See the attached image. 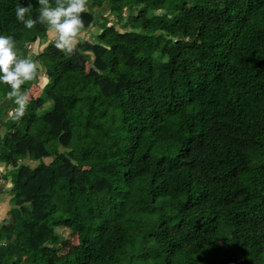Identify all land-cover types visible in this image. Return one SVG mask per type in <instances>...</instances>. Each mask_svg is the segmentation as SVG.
<instances>
[{
    "label": "trees",
    "instance_id": "16d2710c",
    "mask_svg": "<svg viewBox=\"0 0 264 264\" xmlns=\"http://www.w3.org/2000/svg\"><path fill=\"white\" fill-rule=\"evenodd\" d=\"M20 2L40 94L13 120L0 84V264H264V0H87L71 54Z\"/></svg>",
    "mask_w": 264,
    "mask_h": 264
},
{
    "label": "clouds",
    "instance_id": "9594fccd",
    "mask_svg": "<svg viewBox=\"0 0 264 264\" xmlns=\"http://www.w3.org/2000/svg\"><path fill=\"white\" fill-rule=\"evenodd\" d=\"M39 11L36 16L26 15L31 12V0L27 4L19 3L15 7V17L25 28L34 25H47L55 33L54 46L71 54L79 43L80 33L84 27L81 13L87 7V0H35ZM38 73L36 61L29 56L18 53L16 41L12 35L0 33V84L8 85L5 96L15 105L9 113L13 120H19L25 114L29 103V94L22 88L26 82L33 80Z\"/></svg>",
    "mask_w": 264,
    "mask_h": 264
},
{
    "label": "rangeland",
    "instance_id": "374dc122",
    "mask_svg": "<svg viewBox=\"0 0 264 264\" xmlns=\"http://www.w3.org/2000/svg\"><path fill=\"white\" fill-rule=\"evenodd\" d=\"M109 13V9L107 7V5H105L103 8H101L99 11L96 12L97 16H103L105 14H108ZM119 28V27H118ZM98 33V30L96 28H93V29H90V30H87L83 33H80V38H92L95 39V36H93L94 34H97ZM49 39L50 41L54 40L55 39V33L54 32H50L49 31ZM79 38V39H80ZM183 43V42H182ZM185 44H188V43H184ZM47 45V43L43 44V45H39V42L37 41L35 43V45H30V46H25V45H19V48L23 49L25 53H29V54H38L40 53L41 51H43V49L45 48V46ZM48 83V78H47V75H46V71L42 68V72L40 74V78H39V88L42 89V87H44L46 84ZM40 94L39 90L37 91H34V93L32 95L29 96V99L32 97V96H35L37 97L38 95ZM10 101H12L11 99H7L2 105L3 106H6L10 103ZM23 159V158H22ZM25 163L27 164H30L31 166H36L35 163H31L28 158H26V160H24ZM46 163H49L51 162V159H46L45 160ZM6 170H8V168L2 164L1 165V171L2 172H6ZM12 184H11V181H10V178H8V180H2L0 182V190H3V191H6L7 193H3L0 195V225L1 223L4 222V220H8V211L11 209V199H12V195L9 193L10 192V188H11ZM75 241L73 238H71V242L72 244H75ZM71 247H69L68 244H63L61 246V252L62 253H65V252H68V250L70 249Z\"/></svg>",
    "mask_w": 264,
    "mask_h": 264
}]
</instances>
